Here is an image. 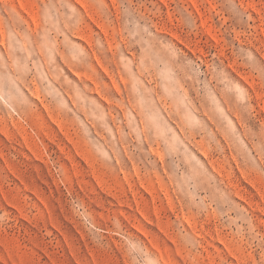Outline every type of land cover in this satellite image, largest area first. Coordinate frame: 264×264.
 <instances>
[{
  "label": "rangeland",
  "instance_id": "rangeland-1",
  "mask_svg": "<svg viewBox=\"0 0 264 264\" xmlns=\"http://www.w3.org/2000/svg\"><path fill=\"white\" fill-rule=\"evenodd\" d=\"M0 264H264V0H0Z\"/></svg>",
  "mask_w": 264,
  "mask_h": 264
}]
</instances>
